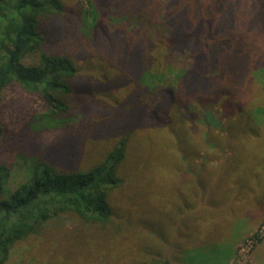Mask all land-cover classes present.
<instances>
[{"label": "trees", "instance_id": "obj_1", "mask_svg": "<svg viewBox=\"0 0 264 264\" xmlns=\"http://www.w3.org/2000/svg\"><path fill=\"white\" fill-rule=\"evenodd\" d=\"M111 17L121 25L109 34ZM14 84L46 107L31 139L64 136L55 153L26 156L28 179L8 197L0 147V264L21 244L76 264L53 256L76 224L127 245L128 264H182L183 251L184 264H219L224 229L201 225L225 204H260L249 181L264 171L250 164L264 141V0H89L86 14L68 0H0V101ZM207 114L223 137H194ZM208 144L216 169L201 163Z\"/></svg>", "mask_w": 264, "mask_h": 264}, {"label": "rangeland", "instance_id": "obj_2", "mask_svg": "<svg viewBox=\"0 0 264 264\" xmlns=\"http://www.w3.org/2000/svg\"><path fill=\"white\" fill-rule=\"evenodd\" d=\"M68 2L73 6H78L83 14H86L89 8V0H68ZM119 25H121L119 20L111 17L110 27L107 26L108 33L110 34V32L114 31ZM88 26L82 24L81 32H87ZM125 33L127 34V31ZM81 34L83 35V33ZM90 41V39L85 37L81 44L87 45ZM66 42L71 50L74 49V51L79 52L80 47L78 43L70 40ZM81 48L83 52H87L86 49H89V47L84 46ZM115 58L116 56L106 57L102 62L109 65ZM45 110L46 107L42 99L38 95L28 92L19 84H14L6 88L1 94V163L9 169V177L5 178L3 181L6 197H8L17 186L25 183L28 179L29 168L25 163L27 161L25 159L26 156L29 155V158L30 156L34 157V155L42 157L44 153H48L49 151L55 153V151L59 149V144H56L59 143L64 136L63 132L53 130L45 132L34 139L30 137L27 123L33 116H38L45 112ZM205 118V120L193 121L192 130L194 137L196 136L197 139L202 141L204 135L212 130L213 135H221L223 137V122L219 120L218 117L216 119L210 114L205 115ZM32 140L40 143L41 147H38V149H42L40 153L34 154V149L33 151L31 150L30 142ZM262 143L263 144H260L262 148L259 147L258 151L255 150V154H253V149L250 150V153L253 155L250 164L254 161L259 163L260 160H264V141H262ZM170 145L173 146L174 143ZM205 152L204 156H206V158L203 156L201 163L206 164L208 168L214 167L216 169L217 162L215 161L210 164L209 159L219 156L221 150L208 144L205 148ZM249 182L255 183L253 186V193L255 194V198H259V205L256 199H252V201L247 198L244 199V193H242L243 199H240L242 202L238 204V206H227V204H225L219 208L221 213H219L220 217L218 219L214 220V218H211L209 222H204L203 225H201L204 227L212 225L222 226L224 229L223 235L218 237L215 240L216 244H214L224 250L218 257L219 264H264V203L260 199L263 195L261 188L264 187V171L262 174H258L254 177L253 181L251 179ZM226 197L227 199L235 198L231 195V192H229ZM228 203L231 204L232 202L229 201ZM208 230L209 228L207 231ZM71 233L72 235H70ZM59 237L62 243L55 245L56 252L53 256H55L56 259L58 256L67 253L74 254L76 256L75 260H80L79 262L77 261L76 264H81V262L85 264L83 261H85L86 258L88 259V264H97L94 259H99L103 264H112L116 261L121 264H128L132 259L131 256L128 257L130 253L126 250L125 246L127 245L122 244L123 246H121L116 242L117 240L112 239L110 235H96L88 231L87 227L82 228V226L76 224L59 232ZM69 237L75 238V242H69ZM131 245L132 243L130 242L128 246L130 247ZM193 247L196 246L194 245ZM36 248H38V246L35 247L32 244H21L17 246L12 251L8 264H46L48 259H52L50 256L52 254L40 253ZM75 248L80 250L81 254L78 255L77 252L73 251L76 250ZM77 257L79 259H77ZM62 258L64 259L65 257ZM178 260H181V263L184 264V251L175 258V263ZM211 264L218 263L213 262Z\"/></svg>", "mask_w": 264, "mask_h": 264}]
</instances>
